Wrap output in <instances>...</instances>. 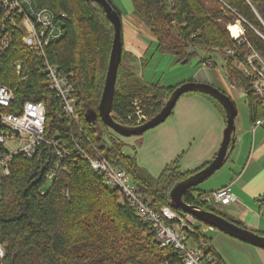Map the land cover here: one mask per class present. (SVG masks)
I'll list each match as a JSON object with an SVG mask.
<instances>
[{
	"label": "trees",
	"instance_id": "obj_1",
	"mask_svg": "<svg viewBox=\"0 0 264 264\" xmlns=\"http://www.w3.org/2000/svg\"><path fill=\"white\" fill-rule=\"evenodd\" d=\"M31 1L56 15L65 14L61 22L63 34L47 48L46 58L61 73L69 75L79 120L75 122L64 114L60 99L48 87L41 59L14 37L11 47L0 55V84L14 94L7 110L18 113L28 100L44 103L45 136L57 139L58 148L64 151L58 155L52 145L43 142L32 156L14 155L9 174L0 177V245L4 254L0 264H164L166 259H175L173 247H160L149 224L129 203L119 201L118 191L103 183L102 175L79 154L74 143L90 156L102 154L112 166L124 169L137 192L155 209L171 207V188L209 162L185 172L175 158L155 178L146 176L135 155L123 153L124 142L119 141L99 115L90 122L85 119L87 111L98 112L108 66L113 27L106 13L94 1ZM107 1L120 15L112 1ZM213 1L212 7L203 0H131V3L133 14L155 37L156 48L181 63L197 57L199 47L218 52L234 47L236 43L226 25L240 18L245 42L236 45L234 57H223L224 73L231 84L244 91L254 122L264 117V107L233 61L248 53L247 43L264 57V39L260 36L264 35V0ZM200 58L198 63L215 62L211 56ZM17 61L21 66L18 73ZM121 61L114 82L113 118L121 124L132 123L127 116L134 117L132 102L136 98L148 119L153 117L177 86L145 82ZM189 93H200L210 99L225 118L222 106L211 95L199 91L183 95ZM203 192L197 185L189 188L182 199L247 228L226 212L200 201ZM258 201L263 203L264 196ZM208 250L216 264H225L211 245Z\"/></svg>",
	"mask_w": 264,
	"mask_h": 264
},
{
	"label": "crops",
	"instance_id": "obj_2",
	"mask_svg": "<svg viewBox=\"0 0 264 264\" xmlns=\"http://www.w3.org/2000/svg\"><path fill=\"white\" fill-rule=\"evenodd\" d=\"M111 1L120 12L121 63L125 68L128 67L149 83L178 86L186 81L208 82L216 87L222 84L227 94H233L237 86L228 82L219 66L205 67L203 63L189 65V62H176L174 56L156 48V39L149 28L132 13L131 0ZM188 68H191L190 72ZM232 98L237 101V98ZM242 99L240 107L235 104L234 145L224 165L214 173L215 179L207 181V185L210 187L208 191L230 185L235 201L224 208L226 213L248 229L264 233V202L258 201L264 196V124L251 129L253 122L244 94L239 98ZM224 127V115L210 99L200 93L182 94L172 113L163 122L140 136L121 137L124 142L122 151L135 155L131 148L138 142V146L141 144L139 155L147 163L145 161V166L139 160L136 161L141 166H148L153 175L157 176L175 158L179 159L181 169L186 172L213 159L220 147ZM242 242L239 241L236 243L239 245L235 246L243 247L246 242ZM208 243L212 246L211 242ZM249 248L246 247L247 253H255L259 264H264V249ZM213 249L216 251L218 248L216 246ZM218 254L225 264H249L248 258H240L239 254L233 259L221 252Z\"/></svg>",
	"mask_w": 264,
	"mask_h": 264
},
{
	"label": "built area",
	"instance_id": "obj_3",
	"mask_svg": "<svg viewBox=\"0 0 264 264\" xmlns=\"http://www.w3.org/2000/svg\"><path fill=\"white\" fill-rule=\"evenodd\" d=\"M64 12L53 13L45 7H36L31 0H0V55L11 47L14 37L28 46L42 61L50 90L60 99L64 114L78 122L79 114L76 111L74 87L69 81V75L61 73L51 64L47 57V48L55 43L63 34L61 27ZM236 26V31L230 28ZM230 37L236 45L245 42L244 28L240 18L226 26ZM264 39V35L260 34ZM236 45L222 49L227 56L236 54ZM248 53L241 59L233 61V66L249 80L252 91L264 107V57L250 44ZM205 67H213L210 62H204ZM20 63H15L16 73L20 72ZM14 100L13 91L0 84V177L9 174L10 164L14 155L22 153L32 156L37 147L43 143L52 145L58 155L62 151L58 148V140L45 136V105L39 101H24L20 112H9ZM133 116L128 115L132 123L127 126H137L148 120L140 105L139 99H134ZM264 124V118L256 119L251 125L255 127ZM75 148L79 154L86 158L91 167L102 175L103 183L118 191L122 201H126L135 213L149 224L155 240L160 247L171 246L176 252L173 260L166 259L164 264H216L214 257L208 250V241L205 233L215 230L213 226L205 224L190 213L176 212L170 206L151 207L149 201L144 199L130 180L124 169L112 166L101 155L90 156L76 142ZM54 174L50 173L49 177ZM200 201L215 207H228L235 201L230 185H224L211 191L200 194ZM199 208V207H198ZM3 249L0 245V257Z\"/></svg>",
	"mask_w": 264,
	"mask_h": 264
},
{
	"label": "water",
	"instance_id": "obj_4",
	"mask_svg": "<svg viewBox=\"0 0 264 264\" xmlns=\"http://www.w3.org/2000/svg\"><path fill=\"white\" fill-rule=\"evenodd\" d=\"M94 1L100 5L104 11L106 19L112 24L113 39L109 54L108 66L105 75L101 97L97 106V111H87L85 119L93 121L99 115L101 121L112 131L122 137L140 136L146 130L153 128L163 122L171 113L176 101L182 94L199 91L211 95L222 106L225 113V127L220 147L213 159L202 169L194 174L177 182L169 192L170 205L173 209H180L182 212L190 213L201 222L213 226L216 229L250 245L264 249V235L256 233L254 230L238 226L236 223L218 215L212 211H206L196 206L186 204L183 201V194L192 187H195L209 178L219 170L227 160L228 153L235 141V117L237 114L233 100L219 88L208 82L186 81L178 85L164 102L160 110L151 118L137 126H126L117 122L112 115V101L115 91V81L117 68L121 61L122 40H121V18L118 12L107 0H85Z\"/></svg>",
	"mask_w": 264,
	"mask_h": 264
},
{
	"label": "rangeland",
	"instance_id": "obj_5",
	"mask_svg": "<svg viewBox=\"0 0 264 264\" xmlns=\"http://www.w3.org/2000/svg\"><path fill=\"white\" fill-rule=\"evenodd\" d=\"M205 3H206V6H215V2L213 0H203ZM114 4V3H113ZM133 13V12H132ZM236 20V19H235ZM234 20V21H235ZM233 21V22H234ZM233 22H230V23H233ZM229 24V23H228ZM227 24V25H228ZM226 25V26H227ZM256 32H258L256 30ZM206 56H211L213 57V59L215 60V62H213L212 60H207L206 62H210L211 65H213V67H216V66H219L220 67V71L222 72V74L226 77L225 75V65H224V60H223V57H228L227 55H225L222 52H218L217 49H206V48H201L199 47L197 49V57L191 59V61L189 62L191 65V63L193 64H199L198 61L199 59H201L200 57H206ZM204 63V62H203ZM122 64V63H121ZM123 65V64H122ZM124 66V65H123ZM190 67V66H189ZM235 67V66H234ZM235 69L237 70V68L235 67ZM186 71V70H185ZM188 71L190 72L191 71V68H188ZM238 71V70H237ZM245 77V76H244ZM246 78V77H245ZM226 79L228 80V78L226 77ZM248 79V78H247ZM249 81V80H248ZM229 82V80H228ZM230 83V82H229ZM211 84V83H210ZM231 84V83H230ZM213 85V84H212ZM250 85V84H249ZM215 86V85H214ZM233 86H236L235 84H233ZM216 87V86H215ZM219 88L221 91H224L226 94V90L223 88V85L221 84V86L217 87ZM241 94H244V91L241 89V88H234L233 89V94L229 93L228 92V96L230 97H234L235 99L237 98V101H233L234 104H237V106L240 107V104L243 103V99L242 100H239ZM230 97V98H231ZM233 100V98H232ZM236 106V105H235ZM113 115V114H112ZM123 125H126V124H123ZM127 126V125H126ZM110 129V128H109ZM111 130V129H110ZM111 132L116 136L118 137L120 140L119 141H123L121 139L122 136H119L117 133H115L114 131L111 130ZM113 135V136H114ZM126 139V138H125ZM123 143V142H122ZM134 147L131 148V152L135 153V155L137 156L136 160L140 161L143 165L146 166L145 164V161L142 160L141 158V155H139V150H140V145L138 146V142H135L134 143ZM139 147V148H138ZM136 161V162H137ZM147 163V161H146ZM137 165L146 173L145 175L146 176H149V177H152V178H155L156 176L152 174V172L145 166H141L140 164H138L137 162ZM116 167V166H115ZM118 168V167H116ZM122 169V168H120ZM215 175H211L209 178H207L205 181H203L202 183L199 184V188L200 189H204L206 191L210 190V187H208L207 185V181H212L213 179H215ZM210 179V180H209ZM119 201H122V198L119 196ZM225 207H220L218 209H220L221 211H224L226 212V210H224ZM217 235H220L221 237H216ZM205 238L207 239L208 242H211L212 246L215 248L217 246L218 249H216L217 253L221 252L222 254H226L227 256H230L232 257L231 259H233L235 256H237L239 254L240 258H242V256L247 259L248 263L249 264H259V259L257 257V255L255 253H247V249L246 247H250L249 249H261V248H258L256 246H253V245H250L248 243L246 244H243L244 246L243 247H240V246H235V245H239V244H236V243H239L240 240H237L231 236H229L228 234H225L224 232H221L220 230L216 229V230H211L207 233H205ZM230 241V242H229ZM242 243H245V242H242ZM209 244V243H208ZM210 245V244H209ZM245 245H250V246H245ZM219 250V251H218Z\"/></svg>",
	"mask_w": 264,
	"mask_h": 264
},
{
	"label": "bare ground",
	"instance_id": "obj_6",
	"mask_svg": "<svg viewBox=\"0 0 264 264\" xmlns=\"http://www.w3.org/2000/svg\"><path fill=\"white\" fill-rule=\"evenodd\" d=\"M230 28L233 30V32H235L237 27L230 24Z\"/></svg>",
	"mask_w": 264,
	"mask_h": 264
}]
</instances>
